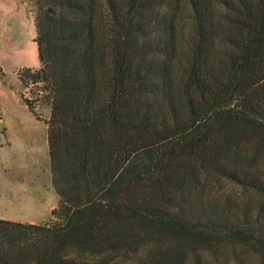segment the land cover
Instances as JSON below:
<instances>
[{"label": "trees", "instance_id": "trees-1", "mask_svg": "<svg viewBox=\"0 0 264 264\" xmlns=\"http://www.w3.org/2000/svg\"><path fill=\"white\" fill-rule=\"evenodd\" d=\"M34 1L59 199L0 264H264V0Z\"/></svg>", "mask_w": 264, "mask_h": 264}, {"label": "rangeland", "instance_id": "rangeland-1", "mask_svg": "<svg viewBox=\"0 0 264 264\" xmlns=\"http://www.w3.org/2000/svg\"><path fill=\"white\" fill-rule=\"evenodd\" d=\"M35 7L34 0H0V117L6 124H42L21 98V94L34 98V90L24 89L18 77L25 68L39 67ZM39 113L43 120L50 116L47 108H40ZM35 126L42 137L31 145L27 161L9 148L0 149V219L34 224L51 222L58 195L51 174L48 131L45 126L42 130ZM205 256L215 262L210 254ZM219 262L262 264L255 254L242 251L228 252Z\"/></svg>", "mask_w": 264, "mask_h": 264}, {"label": "crops", "instance_id": "crops-1", "mask_svg": "<svg viewBox=\"0 0 264 264\" xmlns=\"http://www.w3.org/2000/svg\"><path fill=\"white\" fill-rule=\"evenodd\" d=\"M37 121L42 124H6L5 120L0 117V149L9 148L8 150L12 151L13 154H16L20 159H23V161H27V159L30 158L29 156L31 150L29 151V149H31V145H34L35 142H37L36 140L41 139L42 137V133H38L36 131L35 125H38L37 128L41 130L43 129V126H45L48 131V135H46V138L49 143L48 125L45 123L43 124V122L39 120ZM56 206L54 207V209L56 208Z\"/></svg>", "mask_w": 264, "mask_h": 264}]
</instances>
